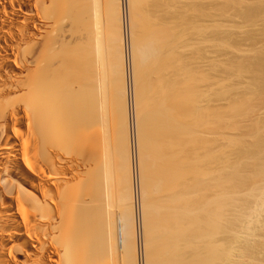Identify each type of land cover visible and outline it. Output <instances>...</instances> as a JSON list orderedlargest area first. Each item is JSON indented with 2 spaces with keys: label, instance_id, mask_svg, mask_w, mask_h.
Instances as JSON below:
<instances>
[{
  "label": "bare ground",
  "instance_id": "1",
  "mask_svg": "<svg viewBox=\"0 0 264 264\" xmlns=\"http://www.w3.org/2000/svg\"><path fill=\"white\" fill-rule=\"evenodd\" d=\"M162 2L158 3L157 1V5L154 4L155 7ZM139 3L143 2L141 0H0V264H132V256L131 262L128 259L130 253L133 254L134 262L136 261L135 257L138 256L139 264H253L257 260L258 253L259 255L262 253L264 256V238L262 239L261 235L257 237L259 230L264 231V125L262 123L264 120L256 122H259L260 126L257 124L258 127L252 125V114L255 112L253 113L250 106H246L249 105L250 100L259 97V94L257 93V95L254 90H246L249 91L247 93L243 89L244 96H239L245 98L242 99L244 101H240V103L246 104L244 107L242 103V107H237V109L234 105V108L239 111L236 112L232 107L234 111H229L232 117L227 114L229 115L228 119L225 118L226 116H224L225 119L217 116L220 112H216L217 115L214 114L215 107L212 105H217L213 104L214 100L217 99L216 97L221 98L225 95L227 90L230 93L229 89L232 86L228 84L231 86L228 87L229 89L222 87L223 90L225 89L224 91L220 88L221 91L214 90L212 92V87L214 88L211 86L212 80H205L206 82L201 86L198 85L199 80H197L199 88L196 90L197 85H193V87L195 86L193 90H196L194 92L191 86L196 81L194 76L198 77V74L195 72L193 81L191 76L195 70L189 72L188 66H186L188 64L184 65L188 71L182 70L184 75L181 74L182 71L179 73L183 76L179 75V79L181 76L188 81L186 80L185 84L182 82V80L185 81L184 79L179 80L176 77L180 84L182 82L181 85L177 82L178 85L176 78L174 80L173 77L178 76V73H173L176 69L173 67H178L179 63L183 67L182 65L189 60L187 61L188 58H184L182 61L178 60V64L174 60V65L172 57L179 59V55L184 51L183 48H186L187 45L190 47L189 43L185 42L187 41L186 36H188L186 33L188 31L185 30L187 27L179 25V30H177L180 32L182 29L184 30L181 33L183 37H180L179 34L178 38V31L172 29L174 27L176 29L178 26L170 25L173 22L172 19L177 18L178 15L170 17V22L165 18L167 15L164 16L165 20L159 16L160 20L157 24L155 22V26L151 23V26L154 27L150 28L145 25L149 30L140 27L143 30L142 33L147 32L142 34L138 25L141 20L137 18L141 16V14L138 16L137 13L139 14L143 10L139 9L140 12L137 10L140 7ZM166 3L169 5L170 2ZM166 3L162 5H167ZM227 3L231 6L236 4L230 0ZM187 4L189 3H184V5ZM152 5L151 7H153ZM162 5L159 7L162 8ZM168 5L165 9H169ZM223 5L219 6L223 7ZM225 5L227 6V4ZM159 7L158 9H161ZM190 8L188 7V11ZM192 8L198 13L195 14L193 9L191 10L193 13L191 11L189 13L195 14L198 19L200 16L208 18L207 15L211 14L209 12L205 14L198 9L200 8L198 6ZM260 8L257 10L256 7V10L262 11L263 15L261 14V16H264L263 6ZM243 10L245 9L243 8ZM181 11H175V13L180 14ZM257 11L256 16H259L260 12L258 14ZM169 12L171 13V11ZM253 12H250L251 15L244 14L250 15L249 18L252 19L255 16V14L252 15ZM189 13H187L188 16ZM189 17L186 18V21L183 16L181 19H174V21L180 20L179 23L182 24L184 20V22L188 21V24L191 23L192 26H198L191 22L193 17L190 18V21L187 20ZM136 18L139 20L138 23ZM196 18H194L195 21ZM261 18L263 19V17ZM261 18L260 20H262ZM177 24L174 23V25ZM188 24L185 23L184 26ZM141 25L143 24L141 23ZM209 25L211 26V23ZM181 27L183 28L180 30ZM205 27V31H208V26ZM198 32L199 30L196 31V33ZM200 32H202L201 29ZM202 33L204 34V32ZM198 34L201 35V33ZM190 35L193 34L190 33ZM177 42H180L181 46L178 44L180 47L176 46ZM183 42L184 44H182ZM196 43L200 45L201 41L197 42L196 40ZM208 43L206 44L208 45ZM169 46L177 49H171L173 51L171 52ZM223 46L225 47V45ZM181 48L182 51H180ZM204 51L202 52L204 53ZM164 53L169 54L170 56L167 58L171 57L173 62L166 58L169 61L166 69L167 60L163 59L165 63L164 65L162 63V66L157 63V66L161 67L157 71H161L163 67L166 72L162 70L158 74L163 72L165 76L173 74L169 78L163 74L162 76L172 79H170L172 82L169 80L172 85L169 84V81L166 83L169 87H174L173 84H175V92L172 87L169 88L166 84L158 86L157 83H154L158 87L152 86L157 90H151V92L153 91L151 94L155 96L159 88L161 90L167 86L168 90L172 89L170 93L172 91L173 94L169 93L170 97H175L174 102L169 103L167 109L164 107L166 111L162 113L165 115L163 119L161 118L163 115H161L160 120L158 114L162 111L160 108L164 106L162 103H166L163 102L164 99L170 97L168 95L163 99L162 96L156 95L159 98L162 97V103L158 98L160 105L154 100V106L157 105L155 107L159 108L157 109L158 114L155 107L152 113H148L150 116L156 114L151 120L153 123L158 122L151 130L155 131L160 128V131L158 130L159 134H154L157 138H152L155 136L151 135L152 132L150 133L148 124L153 125V123L148 122L147 124L146 119L148 120V118H145L147 111L150 110H146V108H149L151 95L148 96L150 92L146 94L147 97H150V102L148 107L144 106L143 104L147 100L145 93L141 94L144 92L146 84L140 85L143 86V89L140 87L138 90L137 83L143 78L142 67L155 59H160V54L165 58ZM202 54L200 53V55ZM204 54L206 56L203 55L202 59L205 63L208 62L207 66L210 65V61L212 64V61L219 57L210 56L211 51H205ZM259 55L261 56L260 53ZM262 55L264 57V54ZM198 57L201 56L198 55ZM159 59L156 62H159ZM256 59L254 58V60ZM233 60L236 62L234 58ZM262 61L260 63L264 65ZM192 62L194 61L192 60ZM171 63L174 66L171 65L172 67L169 69ZM221 63L220 65H222ZM243 63L239 66L236 64V70L233 65V69L237 73L236 75L234 73L235 78L236 76L247 77L254 73L253 69L255 70L261 65L257 62V67H254L253 63L248 64L245 61ZM154 65L156 66V64ZM178 68L180 70V66ZM250 68L252 70L249 71ZM196 70L198 71V68ZM138 71L141 75L140 78ZM147 71L145 70L146 73ZM171 71V74L166 75ZM261 71V69L257 72L255 70V73L258 74L257 79L260 80L264 79V71ZM221 73L219 74L221 75ZM214 74L212 73V75ZM186 75L190 76L192 81H189L190 78ZM162 76L158 78L162 79ZM250 77L252 79L253 75ZM152 78L151 81L149 79L150 82H152ZM164 78L160 80L161 83L158 79L156 81L162 84ZM206 78L204 77V79ZM204 79H200L201 83ZM207 81L211 84H208ZM251 82H249L250 86L253 87ZM238 84H240L239 81ZM248 85L247 83V89H249ZM241 86L237 88L241 89ZM260 88L262 89V87ZM164 90L169 92L166 88ZM162 91L159 92L162 93ZM252 92L255 93L252 94ZM247 95L250 97L247 98ZM129 96L131 103L127 102L126 106L124 100L128 101ZM142 96L145 98L144 101ZM236 96L239 101L238 95ZM157 97L154 98L157 99ZM228 97L230 98V96H223V98ZM259 99L261 100L260 97ZM235 101L234 104H237L238 102L235 103ZM254 102L252 104L256 105V101ZM218 106L222 105L218 104ZM218 106H216L217 109ZM228 107L227 110H229ZM227 110L224 109L221 112ZM157 117L159 121L156 119ZM257 120L259 119L257 118ZM252 126L255 127L253 133ZM249 127L250 129L247 130ZM128 131L129 135L127 136ZM235 133L236 135L238 133L243 136L247 135L244 136L246 139L248 136L253 137L255 143H253V138L251 143L243 142V139L240 140L243 138L242 136L241 138L240 136L234 137ZM260 135L263 136L260 137ZM152 140L154 142H150ZM151 145L154 146L151 147ZM252 148L254 149L252 150ZM150 149L152 150L150 151ZM152 151H154V155L151 157L154 156L155 159L148 157ZM147 159H150L151 162L149 163ZM154 162L162 164L160 166L157 163L160 167L156 165L162 172L157 169L152 172L153 174L162 173V175L158 174L161 177L156 175L158 178L164 177L159 180L160 184L157 183L158 180L154 181L157 177L153 178V174H150V170L147 168V163L153 164ZM153 165L149 166L154 169ZM145 174L150 180L145 177ZM150 177L153 178V181ZM135 178L139 194L138 208L141 228L137 226L136 211L134 213L133 210L137 190L134 193L131 186ZM144 179L150 182V184L146 182L150 187L144 182ZM254 182L257 184L255 185ZM151 185L157 188L166 186L167 192L172 198H168L167 192L163 190L165 195H162L160 189L153 188ZM150 189L152 195H156V193L158 195L161 192L160 200H163V197L167 198L169 201L162 202L164 204L169 202V207L166 204L167 208H164L163 204L162 208L165 210L162 211V208L158 206L160 195L157 196V201L154 200L155 195H149L154 199L147 196ZM147 197L151 201L146 202ZM152 200L158 203L156 206L152 205L155 207L153 209L149 205L152 204ZM156 202L153 204L155 205ZM156 207L157 213L164 212L166 216L169 215L168 212L170 213L167 216L168 221L169 218H172L171 225L166 222L168 228L167 225H163V229H166L162 235L163 229L161 230L160 227L162 228L161 224L165 223L163 214H160L163 217V223L159 216L160 223L155 221L157 217L153 218L157 224H160H158L159 227L157 226L158 229H156L154 221L151 220L152 218L148 217V215L153 217L154 213L152 212H155ZM159 208H161L160 211ZM129 215L131 217H128ZM158 230H161L158 234L160 236L155 235V231ZM150 233L156 240L152 235V237L150 236ZM165 234L166 236H164ZM139 236H141L142 245L144 244L142 246L143 260L140 259L137 245L135 247L133 241L130 243V240L135 239L138 244ZM161 236H164L163 240L166 238V244L156 243L158 240L163 241ZM150 241L152 243L149 245ZM254 263L257 264L256 261Z\"/></svg>",
  "mask_w": 264,
  "mask_h": 264
},
{
  "label": "rangeland",
  "instance_id": "2",
  "mask_svg": "<svg viewBox=\"0 0 264 264\" xmlns=\"http://www.w3.org/2000/svg\"><path fill=\"white\" fill-rule=\"evenodd\" d=\"M141 1H142L143 3H139V4H140V7H139L138 9L135 8V9H137L139 12H140V10L143 9L139 14L137 13L138 16L141 14V16H139L140 18L142 17L141 19H140L139 17H137L139 20H141L139 23H138L139 20L136 18L137 23H138V25H139V28L142 26L141 28L144 27L145 30H147L148 27L145 26V25H148L150 28H152V27H154V26L157 24V22H159L160 17H161V19L163 18V20H165V18H166V19H169L170 17L172 18V17L175 16V15H176V16L178 15V16H177V18H173V19H172L173 22H171L172 24H170V25H171L172 27H174V26H176V27L178 26V27H177L176 29H174L175 27L172 28V29H173V30H177V29L180 27L179 25H182L183 27H187V28H185V30L187 29L186 31H188V32H186V31H185V32L187 33L188 36L185 35L186 33H185L184 35L186 36V39H187L188 42H187V41H185V42H186V43H189L190 47H188V45L185 46L186 48H183V47H182V48L184 49V51H183L182 53L180 52L182 55H181L180 53H177V54H180V55H179L180 58H179V59H177V58L175 59V57H174V58L172 57V59H173V61H174V60L177 61L176 64H178V60H179V61H182V59L184 60V58H185V59L188 58L187 61H188V60H189V61H188L187 63H184V64L182 65L183 67H181V63H179L177 66H178V67L180 66V70H178L179 68L174 66V65H175V61L173 62L172 59H170V58H171V57H170L169 59L174 63V65L171 63L169 69H170L172 66H174L173 68H176L175 71H174L173 69H171V70L174 71L173 73L177 72L178 74H177V73H176V74H177L178 76H173V74H171L172 71L169 72V73H167L166 75L171 74V76L174 77V80H175L176 77L179 79V75H181L182 73H184V71H182V70H186V66H188V70H189V72H190V70H192V71L195 70L191 77H193L194 75H196V73L198 74V77H197V75L194 76L195 79H196V81H194L195 79H194V77H193V81H194L193 83H196V84H193V83H192V86H191V87H192V90H193V88L197 85V83H198L197 80H199V83H200V84L198 83V85H200V86H201V84L204 85V82H206L205 80H207V79H208L209 81L212 80V84H211V82L208 83L209 81H207L208 84H211V86H214V88L212 87V92H213L214 90H215V91L217 90L216 92H219V91H221V89H222V91H224L225 89L223 90L222 87H224V88H226V89H229L228 87H231V86H232L231 88H232L233 90L230 88L229 91L231 90V92L228 93V90H227V93H226L227 95H226V94H225L226 96L223 95L224 97L230 96V98H229V97H228V98H223V96H222L221 98L216 97L217 99H215L214 102H213V104H214V103L217 104L216 106H218V104L222 105V106H220V107L218 106V107H219V108H218L219 110H220V108H222L220 111L217 109V107H216L215 105H212L213 107H215V110H214L215 113H214V114L217 115L216 112H218V113L220 112V113H221V114L219 113V115H217V116H220L221 119H222V117H223V119H225V118L228 119L227 116L229 117V115H227V114H230V112H231V110H232V107H233V109H234L236 112L239 111V110H236L237 107H239V108L242 107V106L244 107V105H246V104H243L244 102H241V103H242V106H241L240 101H241L242 99H245V98H244V97H241V98H240V96H242V95L244 94V92H247V93H248L249 91H253V90H254V91L256 92V94H257V93L259 94V97L261 98V100L259 99L258 96H257L258 98H257L256 96H255V97H256L257 100L259 99L258 101H260V102H258L256 99L254 100V99L252 98L253 100H252V101L250 100V103H249V102H245V103H247V104L249 103V105H246V106H248V107L250 106V107L252 108L253 113H254V112L257 113V114H255V113L252 114V115H253V116H252V122L254 123V124L252 123V125L257 126V124H258V126H260V125H259V122H261L262 120H264V100H263V99H264V82H263L264 79H261V80H260V79H257L258 74L255 73V70H256V72H257V70L260 71V69L262 70L261 72L264 71V67H263L264 65H263V63H262V64L260 63V61H262V59H264V57H262V56H263L262 54H264V29H263V28H264V16H261L262 11L260 12V10H259L260 14H259V12L257 11L258 9H261L260 7H262V6H263V9H262V10H264V4H263V3H264V2H263L264 0H230V1H232L233 3H236V4H237L236 7H235L236 4H234V5L232 4V6H231V5H228V4L230 3V2L227 3L228 0H220V1H219V0H203V1H202V0H198L199 2L196 1V0H195V1H194V0H190L191 2H190L189 0H188L189 2H188V1H187V2H184V1H186V0H182L183 2H182V1L180 2V0H179V1L175 0L174 2H172L173 0H168V1L166 0V2H168V3L170 2L169 5H171V4L174 3V4H173L174 6L171 5L172 8L169 7V5H168L166 2H164L165 0H141ZM157 1H158V3H160V1H163L162 4H163V3H164V4L166 3V4L168 5V8H169L170 10H169V9H165V7H166L167 5H162V4H160V5H162V8H161V7H159L160 5L158 4L159 6L155 7L154 4H156ZM193 1H194L193 4H195V3H197V4L193 5V4H192ZM204 1H205L206 3H205ZM212 1H213V2H212ZM218 1H219V2H218ZM225 1H226V2H225ZM252 1H253V2H252ZM261 1H262V2H261ZM138 2H140V1H138ZM176 2H177V3H176ZM200 2H201V3H200ZM207 2H208V3H209V2L211 3V5H212L211 7H212L213 10H212L211 7H210V3L208 4ZM248 2H249V3H248ZM254 2H255V3H254ZM180 3H183V4H180ZM184 3H185V4H186V3H189V4L184 5ZM202 3H203V4H202ZM252 3H253V5H252ZM152 4H153V5H152ZM179 4H180V5H179ZM199 4H201V5H199ZM214 4H215L216 6H215ZM222 4H224V5L227 4V6H226V5H225V6L223 5V7H220V6H222ZM230 4H231V3H230ZM240 4H241V7L239 8ZM244 4H245V5H244ZM248 4H249V5H248ZM258 4H259V5H258ZM260 4H261V6H260ZM262 4H263V5H262ZM137 5H138V4H137ZM137 5H136V7H137ZM151 5H152L153 7H151ZM156 5H157V4H156ZM176 5H178V6H176ZM183 5H184L183 10L187 11L186 13H185V11L182 10ZM189 5L192 6V7H193V6H195V7L198 6V7H200V8H198V9L201 10L202 12H204L205 14H207V12H209V14H210V13H211V14H210V15H207V16H209L208 18H207L206 16H205V17L200 16L201 19H200V17H199V19H198V16H197V18H196V15H195V14L198 13V12H197V11L195 12L194 9H193L192 7L190 8ZM202 5H203V6H202ZM206 5H207V6H206ZM219 5H220V6H219ZM145 6H146V7H145ZM163 6H164V8H163ZM185 6H186V7H185ZM214 6H215V7H214ZM229 6H230V7H229ZM233 6H234V7H233ZM250 6H251V7H250ZM258 6H260V7H258ZM144 7H145V8H144ZM154 7H155V9H153ZM158 7L161 8V9H158ZM188 7L190 8L189 11H191V10L193 9V11L195 12V14H190L189 11H188ZM201 7H202V9H201ZM203 7H205V8L203 9ZM224 7H227V8H224ZM253 7H254V8H253ZM256 7H257V10H256ZM166 8H167V7H166ZM185 8H186V9H185ZM222 8H224V9H222ZM232 8H233V9H232ZM243 8H244L245 10H243ZM139 9H140V10H139ZM156 9H157V10H156ZM163 9H164L165 11H167L168 13L166 14L165 11H161V10H163ZM176 9H177V10H176ZM180 9H181L182 11H181ZM215 9H216V10H215ZM225 9H226V10H225ZM168 10L171 11L172 15H171V13H170ZM195 10H196V9H195ZM199 10H198V11H199ZM204 10H205V11H204ZM211 10H212V11H211ZM222 10H223V11H222ZM230 10H231L232 12H231ZM246 10H247V11H246ZM138 11H136V12H138ZM151 11H152V12H151ZM158 11H160V12H158ZM173 11H174V12H173ZM175 11H178V12L181 11V12H180V14H179L178 12L175 13ZM193 11H191V12L193 13ZM210 11H211V12H210ZM219 11H220V12H219ZM227 11H229L228 14H226ZM234 11H235V12H234ZM242 11H243V12H242ZM252 11H254V12L252 13V15L255 14V16L252 17V19H250V18H249V17H251V16H250V15H251L250 12H252ZM256 11L258 12L259 16H258V15L256 16V14H257ZM136 12H135V14H136ZM142 12H143V13H142ZM156 12H157V14H155ZM215 12H216V13H215ZM145 13H146V14H145ZM150 13H151V15H150ZM153 13H154V14H153ZM162 13H164V14L161 15ZM181 13H182V14H181ZM187 13H189V16H190V17L188 16ZM213 13H214V14H213ZM232 13L235 14V15H233ZM236 13H237V14H236ZM239 13H242V14H244V13H247V14H248V13H249L250 15L248 16L247 14H244V15H243L244 17H243V16L241 17L242 14H239ZM185 14H187V15H185ZM220 14H221V15H220ZM137 15H136V16H137ZM145 15H146V16H145ZM166 15H167V16L169 15V17H167ZM181 15L184 17L185 21H186V18H187V17H189V18L187 19V20H189V21H190V18L193 17V19L191 18V19H192L191 22H193V25H198V26H192L191 23L188 24V23H189L188 21H187L188 23H187V22H184L183 19H182V20H183V23H182V24L179 23L180 20L177 21V22L174 21V19H175V20H176V19H181V17H182ZM191 15H192V16H191ZM194 15H195V17H194ZM216 15H217V16H216ZM239 15H240V16H239ZM262 15H263V14H262ZM148 16H149V17H148ZM150 16H151V17H150ZM152 16H153V19H151ZM154 16H155V17H154ZM159 16H160V17H159ZM164 16H166V17L164 18ZM218 16H219V17H218ZM224 16H225V17H224ZM246 16H247V17H246ZM179 17H180V18H179ZM213 17H214V19H213ZM217 17H218V18H217ZM256 17H258L259 19H257ZM261 17H263V19H262ZM145 18H146V20H145ZM148 18H149V19H148ZM154 18H155V19H154ZM194 18H196V21L194 20ZM209 18H210V19H209ZM219 18H221V19H219ZM254 18H255V19H254ZM260 18H261L262 20H260ZM143 19H144V20H143ZM204 19H205V20H204ZM246 19H247V20H246ZM253 19H254V20H253ZM256 19H257V20H256ZM142 20H143L144 22H143ZM182 20H181V21H182ZM207 20H208V21H207ZM213 20H214V21H213ZM239 20H240V21H239ZM258 20H259V21H258ZM168 21L170 22L171 20L169 19ZM194 21H195V22H194ZM204 21H205V22H204ZM210 21H211V22H210ZM215 21H216V22H215ZM217 21H218V22H217ZM221 21H222V22H221ZM224 21H225V22H224ZM233 21H234V22H233ZM155 22H156V24H155ZM198 22H200V23L198 24ZM208 22H209V23H208ZM212 22H213V23H212ZM238 22H239V23H238ZM260 22H261V23H260ZM141 23H142L144 26L141 25ZM147 23H148V24H147ZM151 23H152L154 26H151ZM174 23H175V24L178 23V24H177V25H174ZM185 23L188 24V25L184 26ZM201 23H202V24H201ZM210 23H211V26L209 25ZM215 23L218 25V27H217V25H216ZM219 23H220V24H219ZM231 23H232V24H231ZM233 23H234V24H233ZM256 23H257V24H256ZM259 23H260V24H259ZM149 24H150V25H149ZM227 24H228V25H227ZM235 24H237V25H235ZM241 24H242V26H241ZM248 24H250V25H248ZM252 24H253V25H252ZM190 25L192 26V28H191ZM200 25H201V26H200ZM215 25H216V26H215ZM224 25H225V26H224ZM247 25H248V26H247ZM205 26H208V28H207L208 31H205V29H206ZM212 26H213V27H212ZM220 26H222V27L220 28ZM226 26H227V27H226ZM232 26H233V28H232ZM235 26H236V27H235ZM237 26H239L240 30H239V28H237ZM244 26H245V28H244ZM255 26H256V27H255ZM258 26H259V27H258ZM146 27H147V28H146ZM183 27H181L180 30H181ZM188 27H189V29H188ZM198 27H199V28H198ZM209 27H210V28H209ZM215 27H216V28H215ZM223 27H224V29H222ZM139 28H138V29H139ZM141 28H140V29H141ZM196 28H198V29H196ZM229 28H230V29H229ZM241 28H242V29H241ZM243 28H244V29H243ZM254 28H255V29H254ZM195 29H196V30H195ZM200 29H201L202 32H204V34H203L202 32H200ZM202 29H203V30H202ZM211 29H212V30H211ZM219 29H220V30H219ZM234 29H235V30H234ZM148 30H149V29H148ZM178 30H179V29H178ZM178 30H177V31H178ZM182 30H184V29H182ZM182 30H181V32L178 31L177 36H178L179 34H180V37L183 35V34L181 35V33H183ZM193 30H194L195 32H194ZM197 30H199L198 33H201V35L198 34V33H196ZM210 30H211V31H210ZM226 30H227V31H226ZM229 30H230V31H229ZM241 30H242V31H241ZM243 30H245V31L247 30V31L245 32V31H243ZM262 30H263V31H262ZM139 31H140V30H139ZM139 31H138V32H139ZM142 31H143V30L141 29L140 32L142 33ZM190 31H191V32H190ZM212 31H213V32H212ZM235 31H236V32H235ZM253 31H254V32H253ZM260 31H261V32H260ZM209 32H210V33H209ZM224 32H225V33H224ZM239 32H241L243 35H242L241 33H239ZM144 33L146 34L147 32L144 31L142 34H144ZM190 33L193 34V35H190ZM195 33H196V34H195ZM206 33H207V34H206ZM216 33H217V34H216ZM257 33H258V34H257ZM214 34H216V35H214ZM220 34H221V35H220ZM228 34H229V35H228ZM237 34H238V36H237ZM195 35H197V37H195ZM202 35H203V36H202ZM210 35H212V36H210ZM213 35H214V36H213ZM246 35H247V36H246ZM250 35H252L253 38H252V36L250 37ZM192 36H194V37H192ZM205 36H206L207 39L205 38ZM207 36H208V37H207ZM234 36H236V37H234ZM240 36H241V37H240ZM182 37H183V36H182ZM202 37H203L204 40L206 39L207 41H206V40L204 41V40L202 39ZM216 37H217V38H216ZM220 37H221V39H220ZM222 37H223V38H222ZM178 38H179V36H178ZM195 38H198V39H195ZM218 38H219V39H218ZM194 39H195V40H194ZM208 39H209V40H208ZM210 39H211V41H210ZM213 39H214V41H213ZM238 39H240V40H238ZM246 39H248V40H246ZM249 39H250V40H249ZM261 39H262V40H261ZM196 40H197V42H198V41H201V44L199 45L198 43H196ZM227 40H228V41H227ZM251 40H252V41H251ZM192 41H193V42H192ZM208 41H210V42L208 43ZM212 41H213V42H212ZM226 41H227V42H226ZM243 41H244V42H243ZM247 41H248V42H247ZM256 41H257V42H256ZM259 41H260V42H259ZM181 42H182V41H181ZM203 42H205V43H203ZM254 42H255V43H254ZM202 43H203V44H202ZM206 43H208V45H207ZM213 43H214V44H213ZM221 43H222V44H221ZM256 43H257L258 45H257ZM174 44H175V42H174ZM178 44L181 46L180 42H179V43L177 42V45H176V46H179ZM182 44H184V42H183ZM195 44H196V46H195ZM226 44H227V45H226ZM191 45H192V46H191ZM202 45H203V46H206V47H208V48H204ZM223 45H225V47H224ZM231 45H232V46H231ZM250 45H251V46H250ZM256 45H257V46H256ZM180 46H179V47H180ZM194 46H195V47H194ZM199 46H200V47H199ZM209 46H210V47H209ZM214 46H215V47H214ZM219 46H220V48H219ZM221 46H222V47H221ZM227 46H228V47H227ZM230 46H231V47H230ZM238 46H239V47H238ZM244 46H245V47H244ZM169 47H170V46H169ZM171 47H172V46H171ZM171 47L169 48L170 51H171V49H175V48H176V47H175V48H171ZM173 47H174V46H173ZM191 47H192V48L194 47V48H193L194 50H193ZM197 47H198V48H197ZM213 47H214L217 51H216ZM240 47H241V48H240ZM182 48L180 49V51H182ZM190 48H191V50H189ZM212 48H213V49H212ZM225 48H226V49H225ZM233 48H234V49H233ZM242 48H243V49H242ZM251 48H252V49H251ZM254 48H255V49H254ZM260 48H261V49H260ZM176 49H177V48H176ZM201 49H202V51H204V49H205V51H208V52L211 51L212 54H211L210 56L213 55V58H214V55H215V58L219 56L218 59L216 58L217 61H216V60H213V61H212V64H213V65L211 64V61H210V62H209L210 65L208 64L209 66H207L206 64H207L208 62L205 63V61H203V59H202V58H203L202 56L205 55V54H204L205 51H204V53H203V52L201 51ZM206 49H207V50H206ZM230 49H232L233 51L230 50ZM257 49H258V50H257ZM262 49H263V50H262ZM212 50H213V51H212ZM235 50H236V52H235ZM259 50H260V51H259ZM165 51H167V50H165ZM168 51H169V50H168ZM174 51H175V50H174ZM190 51H191V52H190ZM197 51H198V52L200 51L199 54H198ZM215 51H216L217 53H216ZM238 51H239V52H238ZM249 51H250L251 53H250ZM163 52H164V51H163ZM171 52H173V51H171ZM213 52H214V53H213ZM167 53H168V52H167ZM167 53H166V54H167ZM169 53H170V52H169ZM187 53H188V54H187ZM189 53H190V54H189ZM200 53H201V54L203 53V54L200 55ZM237 53H238V54H237ZM259 53L261 54V56L259 55ZM161 54H163V53H161ZM161 54L159 55L160 59L158 58V59L160 60L159 62H158V61L156 62V60H158V59H155V60L151 61L150 64L148 63V64L144 65L145 67H144V66L142 67V71L139 70V71H141V73L143 74V78H142V80H141L139 83H137V85H138V90H140V87H142L141 89H143V86H140V85H144V84H146V85H144V88H145V89H143L144 92H143V93L141 92V93H142L141 95H143V94L145 93L144 95H145V98H146V100H147V102H146L147 104L144 102L143 105H144V106L147 105L146 107H148V103L150 102V99H149L150 97H147L146 94H149V92H150V94H149L148 96L151 95V102H150V103H151V105H153V106H151L150 103H149V108H146V110H147V109H150V110L147 111V114L145 115V118H148V120L146 119V123H147V124H148V122L151 123V122L153 121V120H151V118L156 116V114H155L154 116H150V115H149V113H152V110H155L154 107L157 106V105L154 106V100H155V103L157 102L158 105H160L159 103H160V101L162 100L161 98L163 97V99H164V97H166V96H168V95H169L168 97H170V94L172 93V91H171V93H170V90H172V89H169V90H168V88H167V86H168L167 83H168V81H169L171 78H170V79L164 78L163 76H165V75H164L165 73L163 72V73H162L163 76H162V74H158V72H159L160 70L157 71L158 68L161 69V67L157 66V63H158L159 65L161 64L160 66H162V63H163V65H164L165 62H164L163 59H166L167 56H170V55H171V53H170V55H169V54L166 55V54L164 53V55H166L165 58H163L164 56L161 55ZM177 54H176V57H177ZM186 54H187V55H186ZM193 54H194V55H193ZM195 54H196V55H195ZM227 54L230 55V56H228ZM231 54H232V55H231ZM233 54H235V55L233 56ZM245 54H247V55H245ZM183 55H185V56L183 57ZM198 55L201 56V57H198ZM240 55H241V56H240ZM243 55H244V56H243ZM248 55H249V56H248ZM257 55H258L259 59H258ZM162 56H163V57H162ZM171 56H172V55H171ZM174 56H175V55H174ZM179 56H178V57H179ZM205 56H206V55H205ZM250 56H251V57H250ZM252 56H253V57H252ZM190 57H191L192 59H191ZM195 57L198 58V59H196ZM241 57H242V58H241ZM249 57H250V58H249ZM261 57H262V58H261ZM189 58H190L191 60H190ZM220 58H221V59H220ZM222 58H223V59H222ZM233 58L235 59L236 62H234ZM245 58H247V59H245ZM254 58H255V59L257 58V59L254 60ZM161 59H162V60H161ZM167 59H168V58H167ZM167 59H166V60H167ZM169 59H168V60H169ZM236 59H237V60H236ZM240 59H241V60H240ZM242 59H243V60H242ZM250 59H251V60H250ZM166 60H165V61H166ZM168 60H167V63H168V64L166 63L165 68H166V66L168 67V65H169V61H170V60H169V61H168ZM192 60H193L194 62H192ZM198 60H199V61H198ZM228 60H229V61H228ZM249 60H250V62H249ZM185 61H186V60H185ZM195 61H196V62H195ZM197 61H198V62H197ZM237 61H239V62H237ZM244 61H245V63H248V64H252V63H253L252 66L254 65V67H257V65H256L257 62H258V64H261V65H262V66H261V65L258 66V68H255V70H254V69L252 70V68L249 69V71L252 70V71L254 72V73H252V74H249L250 76L253 75L252 79H251V77H250L249 75H247V77H244V76H243V77H241V78L238 77V76H236V78H235V75L237 74V73H235V72H236L235 70L237 69V68H236L237 65L239 66V65H241V64H244V63H243ZM246 61H247V62H246ZM152 62H153L154 64H156V66H155L154 64H151ZM203 62H204V63H203ZM213 62H214V63H213ZM215 62H216V63H215ZM221 62H222V63H221ZM228 62H229V63H228ZM254 62H255V63H254ZM262 62H264V60H263ZM182 63H183V62H182ZM190 63H191V64H190ZM218 63H219V64H218ZM220 63H221L222 65H220ZM231 63H232V64H231ZM233 63H234V64H233ZM186 64H188V65H186ZM204 64H205L206 66H205ZM227 64H228V66H229V65H230V66L228 67ZM236 64H237V65H236ZM148 65L151 66V67H149ZM152 65H154V66H152ZM171 65H172V66H171ZM184 65H186V66L184 67ZM189 65H190V66H189ZM196 65H197V66H196ZM199 65H200V67H199ZM215 65H216V66H215ZM217 65H218V66H217ZM225 65H226V66H225ZM231 65H232V66H231ZM233 65H234V69L236 68L235 70L233 69ZM255 65H256V66H255ZM147 66H148V68H146ZM193 66H194V67H193ZM154 67H155V68H154ZM210 67H211V68H210ZM213 67H214V68H213ZM215 67H216L217 69H216ZM254 67H253V68H254ZM259 67H261V68H259ZM262 67H263V68H262ZM144 68H145V69H144ZM156 68H157V69H156ZM190 68H191V69H190ZM197 68H198V71L196 70ZM199 68H200L202 71H201ZM205 68H207V69H205ZM224 68H225V69H224ZM150 69H151V70H150ZM154 69H155V70H154ZM166 69H167V68H166ZM166 69L163 70V67H162V70L165 71V72H166ZM169 69H168V70H169ZM208 69H209V70H208ZM211 69H212V70H211ZM213 69L216 70V71H214ZM220 69H221V70H220ZM231 69H232V70H231ZM145 70H146V71L148 70L147 73L149 72L150 74H149V73L147 74V73L145 72ZM149 70H150V71H149ZM162 70H161V71H162ZM188 70H186V72H187ZM217 70H218V73H217ZM139 71H138V73H139L138 76H139V78H140L141 75H140V72H139ZM161 71H160V73H161ZM181 71H182V72H181ZM210 71H212V72H210ZM227 71H228V72H227ZM232 71H233V72H232ZM167 72H168V71H167ZM180 72H181V74H179ZM195 72H196V73H195ZM201 72H202L204 75H203ZM221 72H222V73H221ZM223 72H224V73H223ZM145 73H146V74H145ZM151 73H152V75H151ZM207 73H208V74H207ZM212 73H213V74L215 73V74L212 75ZM219 73H221V75H220ZM227 73H228V74H227ZM229 73H230V74H229ZM234 73H235V75H234ZM250 73H251V72H250ZM153 74H156V75L154 76ZM188 74L191 75L190 73H188ZM201 74H202V76H201ZM222 74H223V75H222ZM256 74H257V75H256ZM149 75H150V76H149ZM157 75H158V76H157ZM182 75H184V74H182ZM182 75H181V76H182ZM207 75H208V76H207ZM209 75H210V76H209ZM225 75H228L229 77H227V76H225ZM161 76H162V79L164 78V80H163L164 83L159 84L158 81H160V80H162V79H161V78L159 79L158 77H161ZM171 76L168 75V76H165V77H168V78H169V77H171ZM181 76H180V79H184V78H181ZM186 76H187V75H186ZM199 76H200V77H199ZM215 76H216V77H215ZM233 76H234L235 79L233 78ZM144 77H145V79H144ZM149 77H150V78H149ZM152 77H153V78H152ZM173 77H172V78H173ZM182 77H183V76H182ZM187 77L190 78V79H189V81H190V80H191V77H190V76H187ZM204 77H205V78L207 77V78L204 79ZM208 77L211 78V79H209ZM219 77H220V78H219ZM222 77H224V78L222 79ZM225 77H226V78H225ZM237 77H238V81H239L240 84H238ZM255 77H256V78H255ZM259 77H260V76H259ZM263 77H264V76H263ZM263 77H261V78H263ZM151 78H152V82H150V81H151ZM177 78H176V80H177ZM198 78H199V79H198ZM213 78H214V79H213ZM215 78H216V79H215ZM217 78H218V80H217ZM230 78H232V79H230ZM239 78H240V79H239ZM242 78H243V79H242ZM246 78H247V79H246ZM136 79H137V76H136ZM143 79H144V80H143ZM149 79H150V81H149ZM157 79H158V81H156ZM180 79H179V80H180ZM200 79H201V80L204 79L203 83H201V80H200ZM220 79H221V80H220ZM233 79H234V80H233ZM244 79H245V80H244ZM254 79H257V80H254ZM137 80H138V79H137ZM137 80H136V81H137ZM171 80H172V79H171ZM171 80H170V81H171ZM184 80H185V79H184ZM186 80H187V79H186ZM186 80H185V81L182 80V82H184V83L186 84ZM215 80H216V81H215ZM226 80H227V81H226ZM228 80H229V81H228ZM249 80H250V81H249ZM252 80H253V81H252ZM258 80H259V81H258ZM153 81H154V82H153ZM155 81H156V82H155ZM170 81H169V84L172 82V81H171V82H170ZM187 81H188V80H187ZM191 81H192V80H191ZM217 81H218V82H217ZM231 81H232L233 83H235V84L237 83L239 86L233 84ZM240 81H241V82H240ZM251 81H252L253 83H252ZM137 82H138V81H137ZM141 82H142V84H141ZM148 82H149V83H148ZM161 82H162V81H160V83H161ZM166 82H167V83H166ZM177 82L179 83L180 81L177 80L176 83H177ZM182 82H181V84H182ZM223 82H224L225 84H222ZM226 82H227V83H226ZM249 82H251V84H253L254 86H253V87L250 86V83H249ZM254 82H255L256 86H255ZM260 82L262 83V85H261ZM154 83H155V84L157 83L158 86H161V85L164 86V84H166L167 86H165V88H166L169 92H165V90H164L165 88H164V89L161 88V90H163V91H162V93H160L159 91H161V90H160V88H159V91H158L159 93L156 92V95L158 94V95H160V96H162V97L159 98V97H157L156 95L153 96V95L151 94L153 91L151 92V90H153V89H154V91L157 90L156 88H152V86H157V85H154ZM174 83H175V81H174ZM178 83H177V84H178ZM220 83H221V85H220ZM241 83H242V84H241ZM245 83H246V85H245ZM247 83L249 84V85H248V86H249V87H248L249 89L246 88V87H247ZM259 83H260V84H259ZM148 84H151V85H148ZM179 84H180V83H179ZM179 84H178V85H179ZM181 84H180V85H181ZM208 84L205 83V85H208ZM228 84H230L231 86L228 85ZM171 85H172V83H171ZM171 85H170V86H171ZM187 85H188V83H187ZM190 85H191V82H190ZM193 85H195V86L193 87ZM198 85H197V86H198ZM219 85H220V86H219ZM223 85H224V86H223ZM240 85H242V86H241V89L237 88V87H240ZM244 85H245V86H244ZM257 85H258V86L260 85V86L258 87ZM147 86H148V87H147ZM149 86H150V88H149ZM158 86H157V87H158ZM173 86H174V87H172V86H171V87L173 88V92H175V91H174V90H175V89H174V88H175V84H173ZM188 86H189V85H188ZM197 86L195 87V89H196V88H197V89L199 88V86H198V87H197ZM215 86H216V87H215ZM226 86H227V87H226ZM233 86H234V87H233ZM235 86H236V87H235ZM168 87H169V86H168ZM171 87H169V88H171ZM191 87H190V88H191ZM217 87H218V89H217ZM251 87H252V88H251ZM260 87H262V89H261ZM215 88H216V89H215ZM220 88H221V89H220ZM256 88H257V89L259 88V89L257 90ZM147 89H150V90L148 91ZM195 89L193 90L194 92L197 90V89H196V90H195ZM238 89H239V91H238V93H237V90H238ZM243 89H244L245 91H244ZM250 89H252V90H250ZM255 89H256V90H255ZM143 90H141V91H143ZM145 90L148 91V92L146 93ZM167 90H166V91H167ZM218 90H219V91H218ZM241 90H242V94H241ZM246 90H249V91H246ZM190 91H191V90H190ZM234 91H235V92H234ZM243 91H244V92H243ZM258 91H259V92H258ZM260 91H261L262 93H261ZM232 92H233V94H232ZM239 92H240V94H239ZM255 92H252V94L255 93ZM139 93H140V92H139ZM169 93H170V94H169ZM191 93H192V92H191ZM172 94H173V93H172ZM174 94H175V93H174ZM213 94H214V93H213ZM215 94H216V93H215ZM229 94H230V95H229ZM256 94H254V95H256ZM258 94H257V95H258ZM260 94H261V96H260ZM129 95H130V93H129ZM236 95H238V98L240 99L239 101H238ZM239 95H240V96H239ZM232 96L234 97V100H232V98H233ZM243 96H244V95H243ZM262 96H263V98H262ZM142 97H143V101H144L145 98H144V96H142ZM142 97H141V98H142ZM152 97H153V98H154V97H157V99H155V98L153 99ZM174 97H175V96H174ZM174 97H172V98L170 97L171 99H170V98H166L167 101L164 99L163 102H166L167 104H166V103H162V101H161L162 106H163V105H164V106L160 108V111L162 110V111L160 112L161 114L159 113L160 115L158 114V110H157V109H159V108H156V107H155L156 110H157V114H158L159 118H160L161 115H163V113H165V112H163V111H166V109H167L166 107H168L169 103L174 102ZM245 97H246V96H245ZM249 97H250V96L247 95V98H249ZM252 97H254V96H252ZM130 98H131V97L129 96V100H130V101H129V100L127 101V100L125 99V100H126V103H125V100H124V105L127 106V102L131 103V99H130ZM158 98H159L160 101L158 100ZM148 99H149V100H148ZM152 99H153V100H152ZM218 99H219L220 101H219ZM222 99H223V100H222ZM228 99H229V100H228ZM141 100H142V99H141ZM157 100H158V101H157ZM217 100H218V101H217ZM221 100H222V101H221ZM224 100H225V103H224ZM226 100H227V101H226ZM230 100H231V101H230ZM235 100H237V101H235ZM229 101H230V102H229ZM232 101H233V102H232ZM234 101H235V103L238 102L239 104H238V103H237V104H234ZM242 101H244V100H242ZM254 101H256V103H257L256 105L254 104V103H255ZM218 102H219V103H218ZM222 102H223V103H222ZM252 102H254V103L252 104ZM142 103H143V102H142ZM259 103H260V104H259ZM228 104L231 106V108H230V106H229ZM251 104H252V105H251ZM234 105H236V107H235ZM237 105H240V106H237ZM128 106H129V105H128ZM228 106H229V107H228ZM246 106H245V107H246ZM253 106H254V107H253ZM259 106H260V107H259ZM159 107H160V106H159ZM164 107H165L166 109H165ZM227 107H228L229 110H227ZM234 107H235L236 109H235ZM239 108H238V109H239ZM253 108H254V109H253ZM256 108H257V109L259 108V110H257ZM164 109H165V110H164ZM224 109L227 110V111H225V112H227V113H225V112L222 113V112H221V111H224ZM216 110H217V111H216ZM234 110H232V112H233ZM254 110H255V111H254ZM229 111H230V112H229ZM148 112H149V113H148ZM153 112H155V111H153ZM162 112H163V113H162ZM212 112H213V110H212ZM236 112H235V113H236ZM155 113H156V112H155ZM258 113H259V114H258ZM147 115H148V116H147ZM152 115H153V114H152ZM164 115H165V114H164ZM164 115L161 117L162 119H163ZM221 115H222V116H221ZM230 115H231V117H232V114H230ZM255 115H256V116H255ZM257 115H258V116H257ZM224 116H226V117L224 118ZM254 117H257L259 120H257V118L255 119ZM261 117H262V118H261ZM161 118H160V120H161ZM260 118H261V119H260ZM154 119H155V118H154ZM156 119L159 121L158 117H157ZM257 121H259V122L256 123ZM155 122H156V121H155ZM146 123H145V124H146ZM152 123H153V122H152ZM255 123H256V124H255ZM262 123H263V125H264V122H262ZM154 124L157 125L158 122H157V123H153V125H154ZM159 124H160V122H159ZM148 125H149V127H150V128L148 127V128L150 129V133L152 132V134H151L152 136H153L154 134H156V135L159 134V133H158V130L160 131L159 125L157 126V129H158V128H159V129H158V130H155V131H154V130H151V129H153V127H155V125H154V126H153V125H150V124H148ZM148 125H147V126H148ZM250 126H251V124H250ZM258 126H257V127H258ZM223 127H225V125H223ZM257 127H256V128H257ZM251 128H253V126H252ZM254 128H255V127H254ZM254 128L252 129V133L255 132V131H254V130H255ZM248 129H250V127L247 128V130H248ZM156 131H157V133H156ZM153 132H154V133H153ZM263 132H264V131H263ZM117 133H118V131H117ZM127 133H128V134H127V136H128V135H129V131H128ZM236 133H237V132H236ZM236 133L234 134V137L236 136V138H237V136H238V137L240 136V138H241V136H242L243 138H241L240 140L243 139V140H242L243 142H246V143H247V142H250V143H251V140H252L253 137L250 138V137L248 136V138H247L248 140H247V139L245 138L247 135H244V136H245V137H244L242 134H239V133H238L239 135H238V134L236 135ZM260 134H261V132H260ZM263 134H264V133H263ZM118 135H119V134H118ZM151 135H150V136H151ZM152 136H151V137H152ZM154 136H155V135H154ZM232 136H233V135H232ZM262 136H263V135H262ZM262 136L260 135V137H262ZM152 138H157V137L155 136V137H152ZM238 139H239V138H238ZM245 139H246V141H245ZM154 140H156V139H154ZM156 141H158V140H156ZM150 142H154V141L152 140V141H150ZM253 143H255L254 138H253ZM252 145H253V144H252ZM152 146H154V145H151V147H152ZM156 147H158V146H156ZM154 148H155V147H154ZM253 149H254V148H252V150H253ZM151 150H152V149H150V151H151ZM153 152H154V151H152V154H150V156H148V157H151L152 155H154ZM150 153H151V152H150ZM133 157H134V156H133ZM133 157H132V158H133ZM153 157H154V156H153ZM153 157H151L150 159H152ZM263 157H264V156H263ZM155 158H156V157H154V159H155ZM150 159H147V161H148L149 163L151 162ZM154 159H153V161H154ZM260 159H261V157H260ZM261 160H263V159H261ZM153 161H152V162H153ZM155 161H156V160H155ZM149 163H147V164H148V167H147V168L150 170V172H149L150 174H151L152 172H154V171H157V170L160 171V172H162V170L158 169L162 164L160 165V163L157 162V163H159V165H160V166H159L156 162L153 163L154 165H153V164H149ZM253 163H254V161H253ZM149 165H150V166L153 165V166H155V167H156V165H157V166H159V167H158V168H157V167H156V168L154 167V169H153V168L150 167ZM152 169H153V171H152ZM156 169H157V170H156ZM160 172H159V173L157 172V173L160 174V175H162V173H160ZM145 173H146V172H145ZM146 174H148V172H147ZM146 174H145V177H148V176H146ZM150 174H149V175H150ZM152 174H153V173H152ZM158 174H156V173L153 174V176H154L153 178L157 177ZM156 175H157V176H156ZM160 175H159V176H160ZM159 176H158V177H159ZM145 177H144V178H145ZM158 177H157V178H158ZM160 177H161V176H160ZM150 178H151V177H150ZM153 178H151L152 181H153ZM157 178H155L156 180L154 179V181H157V180H158L157 183L160 184L161 181L159 182V180L162 179V178H164V177L162 176V178H158V179H157ZM254 179H256V178L254 177ZM259 179H260V178H259ZM145 180H147V179H144V182L146 183L147 181H145ZM148 180H150L149 177H148ZM163 180H164V179H163ZM163 180H162V182L164 183ZM152 181H151V182H152ZM258 181H259V180H258ZM258 181H257V182H258ZM257 182H254L255 185L257 184ZM136 183H137V180H136V178H135V181H134V183H133L132 186H131V188L133 187V189H134V190H133L134 193H135L136 190H137V192L135 193V195H137V196H136V198H135V204H134V209H133V210H134V213H135V211H136V220H137V223L140 224V225L137 224V226H138V228H139V226H140V228H141L140 210H139V208H138V207H139V194H138V186H137ZM147 183L150 184V182H147ZM147 183H146V184H147ZM153 183H154V182H153ZM146 184H145V185H146ZM149 184H147V185L150 187ZM151 184H152V183H151ZM158 184H156V186H158ZM164 184H165V183H164ZM147 185H146V186H147ZM154 185H155V183H154ZM161 185H162V183H161ZM136 186H137V187H136ZM151 186L153 187V185H151ZM156 186H155V187H156ZM166 186H167V184H166ZM166 186H165V187H162V186H161L163 189H162V188H157V187H156V188H157L158 190L160 189L161 192H162V190L165 191V192H167L168 189H166V188H167ZM135 187H136V188H135ZM152 187H151V188H152ZM155 187H153V188H155ZM146 188H147V187H146ZM148 190H149V188H148ZM153 190H154V189H153ZM155 190H156V189H155ZM150 191H151V189H150ZM150 191H149V193H148V195H147L148 197H149V195H152V194H150V193H152V191H151V192H150ZM153 192H154V191H153ZM155 192H156V191H155ZM157 192H159V191H157ZM161 192L158 193V195H157V193H156V195L153 193V194L155 195V199H154V197L152 198V196H154V195H152L151 197H149L150 199H154V200H156V198H158L159 195H160V198H158V199H159L158 202L160 201L159 205H158V203L156 202L157 200L155 201V202H156L155 205L153 204V203H155V202H153L154 200H152V204L146 203V204L151 205L150 207H152V209L155 208V207H153V206H156V205H158V206L161 207V208H162L163 206H164V208L169 207V206H168V203H169V202H168V203L166 202L167 205L164 204V202H162V201H164V200H165V201H169L167 198H166V199H167V200H166V199H164L165 197H163V200H160V199L162 198V196H161ZM163 194H164V192H162V195H163ZM164 195H165V194H164ZM167 195H168V196H167ZM157 196H158V197H157ZM166 196H167L168 198H172L171 195L169 196V193H168V192H167ZM148 197L146 198V199H148L146 202L151 201V200H149ZM137 200H138V201H137ZM171 200H172V199H171ZM136 201H137L138 203H137ZM163 204H164V205H163ZM152 205H153V206H152ZM162 205H163V206H162ZM165 205H166L167 207H166ZM150 207L148 206L147 209L149 210ZM161 208H159V211H160ZM168 209H169V208H168ZM168 209H166V210H168ZM148 210H147V211H148ZM154 210H155V212H154V211L152 212V210H151V212L154 213V215L151 214V215H153V217H151V216L148 215V213H147L148 217L152 218V219H151L152 221H154V220H153L154 217H157V219H155V221L157 220V222H159V219L161 218V219H162L161 221H162V223H163V217H161V215H160V214L162 213V214H163L162 216H164V219H165L164 222H165V223H166V222H167V223H168V222L170 223V220H171L172 218H169L170 220L168 221V217H167V216L170 215L169 212H168L169 215L166 216V215L164 214V212L157 213V212H158L157 207H156V209H154ZM164 210H165V209H164ZM164 210H163V208H162V211H164ZM137 211H138V212H137ZM148 212H149V211H148ZM165 212H166V211H165ZM155 213H156V214H155ZM166 213H167V212H166ZM149 214H150V213H149ZM138 215H139V216H138ZM155 215H156V216H155ZM158 216H159L160 218H159ZM128 217H131V216L129 215ZM165 217H167V218H165ZM170 217H171V216H170ZM138 218H139V219H138ZM129 219H130V218H129ZM148 220L151 222V220H150L149 218H148ZM166 220H167V221H166ZM155 221H154L153 223H154V224L156 225V227H157L158 224H159L160 222L157 224V222H155ZM153 223L151 222V224H153ZM165 223H164V224H161V225H162V228L160 227L161 230L163 229V225H167L166 227L168 228V224H167V223L165 224ZM159 225H160V224H159ZM170 225H171V223H170ZM158 227H159V226H158ZM158 227H157L156 229H158ZM263 227H264V226H263ZM153 228L155 229V227H153ZM164 228H165V226H164ZM154 229H152V230L154 231ZM165 229H166V228H165ZM165 229H163L162 231L160 230V231H161V235H162V233L165 231ZM153 231H152V233H153ZM160 231L158 230V231H157L158 233L155 231V235L160 236V235H158V234H160V233H159ZM259 232H260V234H259ZM259 232H257V233H258V234H257V237H258V235H259V236L261 235V238L263 239V238H264V231H262V230L260 231V230H259ZM156 233H157V234H156ZM163 234H164V233H163ZM151 235H152V234L150 233V236H151ZM153 235H154V233H153ZM153 235H152V236H153ZM155 235H154V236H155ZM262 235H263V236H262ZM152 236H151V237H152ZM154 236H153V237H154ZM157 236H155L156 239H157ZM164 236H166V234H165ZM164 236H161V239L164 238ZM139 237H140V238H138V241H139L138 244L136 243V240H135V239H134V240H133V239L130 240V243H131V241H133V242H134V246L136 247V245H137V247H138V252H139V255H140V259L143 260V248H142V246H143L144 244L142 245V242H141V236H139ZM155 237H154V239H155ZM131 238H132V236L130 235V239H131ZM158 238H160V237H158ZM156 239H155V240H156ZM262 239H260V240H262ZM151 240H152V238H151ZM162 240H163V239H162ZM165 240H166V238H165ZM165 240H163V241L158 240V242H156V243H159V244H160L161 242H163V243L166 244L167 240H166V242H165ZM152 241H153V240H152ZM140 242H141V243H140ZM151 243H152V242L150 241V242H149V245H150ZM132 244H133V243H132ZM161 244H162V243H161ZM147 245H148V244H147ZM149 245H148V247H149ZM255 245H256V244H255ZM144 247H145V246H144ZM140 250H141V251H140ZM140 252H142V253H141L142 255L140 254ZM129 255H130V256L128 257L129 262L132 261V262H131L132 264H133V263H134V264H135V263H138V264H139V258H138V256L135 257L136 261L134 262L133 254L130 253ZM131 256H132V258H131ZM257 256H258V257H257V260H255V261L257 262V264H264V258H263L264 256L262 255V253H260V255H259V253H258ZM259 256L261 257V259H260L261 261L259 260ZM130 258H131L132 260H131ZM130 260H131V261H130ZM262 260H263V261H262ZM252 261H254V260L252 259ZM255 261H254V262H255ZM254 262H253V264H255Z\"/></svg>",
  "mask_w": 264,
  "mask_h": 264
}]
</instances>
